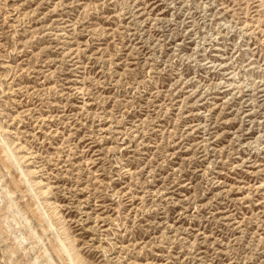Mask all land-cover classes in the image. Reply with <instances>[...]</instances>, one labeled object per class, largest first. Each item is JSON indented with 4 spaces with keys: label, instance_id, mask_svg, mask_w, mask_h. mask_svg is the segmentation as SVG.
Here are the masks:
<instances>
[{
    "label": "rangeland",
    "instance_id": "374dc122",
    "mask_svg": "<svg viewBox=\"0 0 264 264\" xmlns=\"http://www.w3.org/2000/svg\"><path fill=\"white\" fill-rule=\"evenodd\" d=\"M1 146L0 264H264V0H0Z\"/></svg>",
    "mask_w": 264,
    "mask_h": 264
},
{
    "label": "bare ground",
    "instance_id": "6f19581e",
    "mask_svg": "<svg viewBox=\"0 0 264 264\" xmlns=\"http://www.w3.org/2000/svg\"><path fill=\"white\" fill-rule=\"evenodd\" d=\"M1 148V150L2 151H5V148H4V146L2 147H0ZM11 154H12V152H11ZM4 157V156H3ZM11 157V156H10ZM15 157V156H14ZM14 159V158H13ZM4 160V158H2V155L0 154V161L3 163V164H5V162L3 161ZM2 164V165H3ZM5 166H7L6 164H5ZM22 173V172H21ZM2 174V173H1ZM25 181H27V179H24ZM13 182H14V187H11V186H9V184L7 183V182H4V183H1L0 184V188H1V190H0V192H1V194H4L5 195V197L7 198V202H6V204L8 203V205H7V207L8 208H12L13 210H14V212H16V213H26L27 212V210H28V206H27V209L24 207H21V206H19V204H17L16 203V201H14V197H13V195H14V193H15V190L18 188V184H17V181L15 180V179H13ZM5 198V199H6ZM18 199H20V198H18ZM26 206V205H25ZM6 207V206H5ZM43 215H44V213H42ZM45 214H46V212H45ZM25 215V214H24ZM23 215V216H24ZM22 216V217H23ZM24 219L26 220V221H29L30 219L28 218V216L26 215V216H24ZM4 229V228H3ZM32 231H33V233L35 234V236L37 237V239L39 240L40 239V237H39V235L36 233V231H35V229L32 227ZM21 243V242H20ZM44 250H46L47 251V246H45L44 245ZM52 251V252H51ZM66 252V254L69 256L68 257V261H66V259L64 258V252ZM45 252V251H44ZM50 252L51 253H53L56 257H58L60 260H61V264H73L74 263V261H73V258L71 257V255L69 254V250L66 248V245H64V243L60 240V247H57V246H55V245H52V250H50ZM49 251H48V253H50ZM50 253V254H51ZM50 254H49V256H50ZM47 256H48V254H47ZM37 257V256H36ZM35 258V257H34ZM53 258V257H52ZM52 258H51V262L52 263H54L55 261H53L52 260ZM50 259V258H49ZM31 261V260H30ZM55 264V263H54Z\"/></svg>",
    "mask_w": 264,
    "mask_h": 264
}]
</instances>
